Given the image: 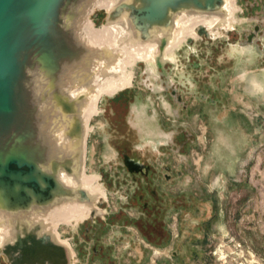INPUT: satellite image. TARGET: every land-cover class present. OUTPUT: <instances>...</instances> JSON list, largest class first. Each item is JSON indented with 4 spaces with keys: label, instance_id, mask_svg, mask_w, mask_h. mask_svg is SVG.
Wrapping results in <instances>:
<instances>
[{
    "label": "rangeland",
    "instance_id": "1",
    "mask_svg": "<svg viewBox=\"0 0 264 264\" xmlns=\"http://www.w3.org/2000/svg\"><path fill=\"white\" fill-rule=\"evenodd\" d=\"M234 5L233 21L133 62L129 85L99 100L85 173L105 197L56 226L70 264H264V0Z\"/></svg>",
    "mask_w": 264,
    "mask_h": 264
},
{
    "label": "water",
    "instance_id": "2",
    "mask_svg": "<svg viewBox=\"0 0 264 264\" xmlns=\"http://www.w3.org/2000/svg\"><path fill=\"white\" fill-rule=\"evenodd\" d=\"M92 1L0 0V228L6 229L0 248L22 264H51L56 258L70 264L69 249L41 221L27 217L61 202L90 200L79 186L64 185L60 175L77 178L83 163L76 105L84 95L71 96L66 84L90 51L74 32L81 10ZM222 4L117 0L104 24L126 22L134 40L146 41L156 29L172 26L175 15L213 13ZM198 32L207 33L204 28ZM164 44L162 39L158 48ZM57 132L71 151L55 142Z\"/></svg>",
    "mask_w": 264,
    "mask_h": 264
},
{
    "label": "bare ground",
    "instance_id": "3",
    "mask_svg": "<svg viewBox=\"0 0 264 264\" xmlns=\"http://www.w3.org/2000/svg\"><path fill=\"white\" fill-rule=\"evenodd\" d=\"M117 0H93L89 6L82 11L80 19L76 23L75 36L90 48L83 58L85 65L72 73L70 81L66 84V91L71 96L83 93L84 98L76 105V115L82 123V138L80 141L82 166L77 178L60 175L64 185L84 189L89 196V201L77 203L75 201L61 202L50 209L47 208L27 217L28 220H38L45 225L54 239L66 246L70 253L72 251L68 242L61 240L55 227L58 223L71 224L98 212L96 201L105 195L99 191L98 177H90L85 173L86 140L90 128V119L97 112L99 100L103 95H111L124 87L131 80V63L134 61H151L156 56L162 58L169 55L177 47V43L184 31V41L187 36H197L196 29H211L219 26L223 21H229L233 9L236 8L235 0H223L222 8L213 13H195L184 11L173 17V25L167 28L156 29L152 32V38L146 41L134 40V33L130 31L126 22L102 25L100 28L93 27L89 22V14L94 8H105L108 10ZM228 26V25H227ZM218 29V28H217ZM136 39V38H135ZM165 39L162 49L159 43ZM69 121L70 117L63 118ZM55 142L61 149L70 150V142L63 140L59 132L54 137ZM63 142V143H62ZM101 189V188H100ZM6 229L0 228V245L2 235Z\"/></svg>",
    "mask_w": 264,
    "mask_h": 264
},
{
    "label": "flooded vegetation",
    "instance_id": "4",
    "mask_svg": "<svg viewBox=\"0 0 264 264\" xmlns=\"http://www.w3.org/2000/svg\"><path fill=\"white\" fill-rule=\"evenodd\" d=\"M235 11H236V8L233 9V12L231 13V16H230V19L229 20H231V21L234 20V13H235ZM186 33H187V31H184L181 34V38L178 41L179 43H177V47L176 48L179 47V45L181 44V42H184V35ZM133 62L131 63V65L133 64ZM131 75H132V73H131ZM131 80H132V76H131ZM98 112H99V110H98V106H97V112L95 113V115L98 114ZM123 159H124L123 160L124 161V164H126V167L128 168L129 171H132V172H148V166L146 164L144 165L141 161H139V159H136V157L131 156V155H128V154L127 155L124 154ZM100 188L98 187L99 191H101L105 195V192L103 191V189L102 188L100 189ZM139 197H140V195H139ZM62 224H64V222H62ZM58 225H59V223L56 226H58ZM22 263H23V261L20 260L19 258H16V257H14V258H8L5 255L4 250H2L0 248V264H22ZM51 264H59L58 259L56 258Z\"/></svg>",
    "mask_w": 264,
    "mask_h": 264
}]
</instances>
